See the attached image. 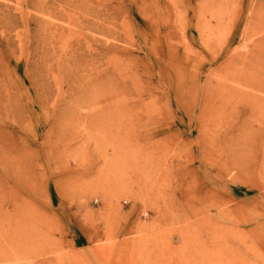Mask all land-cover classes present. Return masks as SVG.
<instances>
[{
	"label": "rangeland",
	"instance_id": "rangeland-1",
	"mask_svg": "<svg viewBox=\"0 0 264 264\" xmlns=\"http://www.w3.org/2000/svg\"><path fill=\"white\" fill-rule=\"evenodd\" d=\"M0 149L18 264H264V0H0Z\"/></svg>",
	"mask_w": 264,
	"mask_h": 264
},
{
	"label": "bare ground",
	"instance_id": "bare-ground-1",
	"mask_svg": "<svg viewBox=\"0 0 264 264\" xmlns=\"http://www.w3.org/2000/svg\"><path fill=\"white\" fill-rule=\"evenodd\" d=\"M16 163V159L13 156H10L9 151L0 149V208H2L1 216L2 214H4L3 207L5 206V203L7 202L6 198L8 197H11L13 211L8 223L10 227L7 228L3 220H1L0 224V264H18V258L21 253V244L19 238L20 228L18 224V214L21 207L18 202V195L16 193V190L12 187L10 193L7 194L5 186L3 184L6 181V178L11 179L12 181H17L18 173ZM4 212L6 213L5 210ZM5 244L6 246H4Z\"/></svg>",
	"mask_w": 264,
	"mask_h": 264
}]
</instances>
